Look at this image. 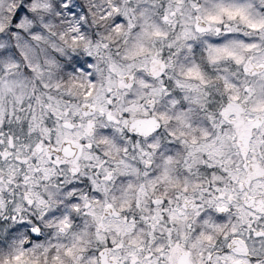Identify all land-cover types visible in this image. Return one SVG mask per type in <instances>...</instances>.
<instances>
[{
	"label": "clouds",
	"instance_id": "1",
	"mask_svg": "<svg viewBox=\"0 0 264 264\" xmlns=\"http://www.w3.org/2000/svg\"><path fill=\"white\" fill-rule=\"evenodd\" d=\"M133 262L264 264V0H0V264Z\"/></svg>",
	"mask_w": 264,
	"mask_h": 264
},
{
	"label": "snow or ice",
	"instance_id": "2",
	"mask_svg": "<svg viewBox=\"0 0 264 264\" xmlns=\"http://www.w3.org/2000/svg\"><path fill=\"white\" fill-rule=\"evenodd\" d=\"M67 11L69 13H72L74 11V8L73 7H68ZM252 27H255V25H253ZM239 62V61H238ZM17 259H19V257H17ZM133 264H135V262H133Z\"/></svg>",
	"mask_w": 264,
	"mask_h": 264
}]
</instances>
